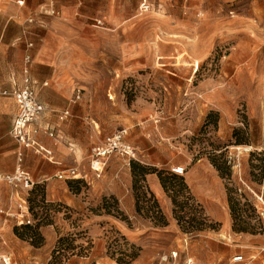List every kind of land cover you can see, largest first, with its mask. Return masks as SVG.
<instances>
[{"label":"rangeland","instance_id":"rangeland-1","mask_svg":"<svg viewBox=\"0 0 264 264\" xmlns=\"http://www.w3.org/2000/svg\"><path fill=\"white\" fill-rule=\"evenodd\" d=\"M36 1L35 8L42 0ZM51 1L42 10L52 8L56 18L63 8L74 12L59 28L74 46L73 52L65 46V56L79 59L80 75L98 89L89 115L101 127L84 154L88 182L70 180L78 192L68 183L80 201L75 207L51 199L46 183H35L18 162L19 151L15 161L3 162L11 173L21 165L35 186L10 188V198L26 202L30 225L16 210L0 211L2 264H264V0ZM58 114L49 111L43 121ZM122 130L137 152L133 163L167 178L184 169L175 176L184 179L192 200L181 215H202L211 228L183 231L172 200L166 194L171 207L165 211L149 175L134 190L132 163L112 157L103 174L90 168L91 149ZM221 154L232 168L226 179L211 163ZM195 165L200 170L187 176ZM123 168H130V199L96 193L93 180L111 187L110 176H103ZM129 177H119V184ZM227 188L241 220H234ZM151 195L166 227L155 225ZM243 228L247 232L238 231Z\"/></svg>","mask_w":264,"mask_h":264},{"label":"crops","instance_id":"crops-1","mask_svg":"<svg viewBox=\"0 0 264 264\" xmlns=\"http://www.w3.org/2000/svg\"><path fill=\"white\" fill-rule=\"evenodd\" d=\"M18 1L23 0H0L2 2L0 4V89L12 92L20 85L24 61L26 56L30 55L32 58L30 72L32 79L36 82L39 101L45 106L47 112L55 111L61 114L69 110L71 116L64 122L59 121L57 117L48 119V122L42 121L44 126L50 125L56 130L61 141L59 143L42 137L45 147L53 153L52 159L43 158L31 150L19 147L12 139L11 129L18 113V104L13 97L0 96V171L11 173V167L3 162L15 161L19 151L18 162L21 157L26 169L32 171L35 183H46L51 199L64 201L69 208L75 207L80 201L68 189V183L72 179L69 177L59 179L58 176L68 173L71 169H78L79 177L76 180L88 182L85 167L87 158L84 154L96 144L97 129L101 127L100 121L91 120L89 115L95 111L93 109L96 106L90 103V99L93 92L97 96L98 89L89 88L88 86L92 84L88 81L89 78L80 75L81 69L78 67L80 60L74 57L68 60L65 56V46L73 47L72 52L74 46L59 28L63 22L71 19L74 12L63 8L59 11V18H56L51 14L52 8L42 10L52 2L51 0H42L37 8L33 5L37 2L36 0H24L23 6L17 5ZM30 44L33 47H29ZM78 88L83 92L81 98L76 100ZM140 119H136L135 122L142 121ZM90 121L94 124H90ZM141 136L146 137V134L142 132ZM126 141L128 142V135ZM67 145H70V148ZM29 158L32 160L31 166ZM190 170L187 176L193 177L200 170V165H195ZM127 172L125 168L121 173L104 175V181L108 176L112 179L111 187H108V182L103 184V180H98L100 182L96 184L93 180V186L97 187L96 193L113 194L122 201L125 198L130 199L132 183L129 177L130 168ZM123 176L129 177V180L119 184L118 178ZM114 178H117V181H114ZM147 181L153 194L165 211H168L171 204L158 175H149ZM10 188L6 185L0 187V211L16 210L21 221L29 219L26 202H16L13 194L10 198L12 192Z\"/></svg>","mask_w":264,"mask_h":264},{"label":"built area","instance_id":"built-area-1","mask_svg":"<svg viewBox=\"0 0 264 264\" xmlns=\"http://www.w3.org/2000/svg\"><path fill=\"white\" fill-rule=\"evenodd\" d=\"M17 5L23 6V1H18ZM144 11H148L150 6L146 3L142 5ZM55 15V11L51 13ZM98 27L103 26L102 20H97ZM29 47H33L31 44ZM23 75L20 85L12 92L0 89V96L13 97L18 104V113L14 119L11 137L18 144L19 147L31 150L35 154L52 159L53 153L45 147L41 141L40 136L43 134L52 140L58 139L56 130L50 125L43 126V115L47 112L45 106L39 101L36 92V82L31 77L30 67L32 65V58L30 55L26 56L24 61ZM82 90H76V100H79L82 95ZM71 116L69 110L59 114V121L64 122ZM127 130H122L116 134L109 136L102 144L96 145L91 149L90 155V168L97 174H103L105 167L112 157L122 159L128 164L137 159V152L133 146L127 141ZM19 163H22V158H19ZM175 175H184L185 171L182 168H175L172 170ZM69 177L75 180L79 177L78 169H71L68 173L58 176L59 179ZM6 185L14 189L22 188L32 190L35 183L21 165L15 170L14 173H4L0 171V187ZM22 224L30 225V220L22 221ZM3 259L0 258V264ZM235 262L242 261V257L236 258ZM6 263V262H5ZM7 264V263H6Z\"/></svg>","mask_w":264,"mask_h":264},{"label":"trees","instance_id":"trees-1","mask_svg":"<svg viewBox=\"0 0 264 264\" xmlns=\"http://www.w3.org/2000/svg\"><path fill=\"white\" fill-rule=\"evenodd\" d=\"M131 163H132L133 188L135 191H138L139 189V187H137L138 183H140L141 181L146 182V177L148 175H154V174L158 175L163 189L165 190L166 194L173 202L174 217L183 231L188 232V233H193V231L201 232L205 229L212 227L208 225L206 218L202 217V215L194 216L193 218L189 220H187L184 215H181L185 206L192 200L188 186L185 184L184 179H179L175 175H172L167 178L165 176L164 171H159L155 168H147L140 164L133 163V161ZM211 163L214 166V168L217 170V172L219 173L222 179H226L230 176L232 168L231 166H229V162L225 159L223 154H221L220 156H215L213 159H211ZM75 183H80V182L78 181ZM69 186L71 189L75 188L76 192H78V189H76V187L73 186V182L69 183ZM178 186L180 188L176 190V187ZM227 192H228V195H230L228 196L229 197L228 201L230 203V207L232 210V214L234 216V220H241L240 219L241 213L236 208L237 205L234 204L232 201L231 190L227 188ZM151 201L153 203V208L156 210V214H157V218L154 220L155 225L157 227H166L168 225L167 219L164 216V214L161 212L159 204L153 195H151ZM136 207L138 210L137 212L139 213L141 211V208H140V197L138 195H137ZM23 227L25 228H22V229L34 231V229L31 227H27V226H23ZM39 227L40 225H37L35 229H38ZM238 231L247 232V229L246 228L238 229ZM63 242H65V239L61 238L59 243L62 244Z\"/></svg>","mask_w":264,"mask_h":264}]
</instances>
